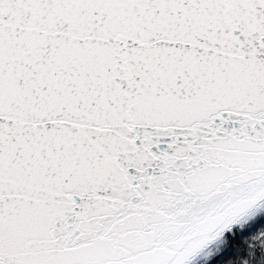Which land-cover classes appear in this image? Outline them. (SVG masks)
<instances>
[{
    "label": "snow or ice",
    "instance_id": "6c2138e0",
    "mask_svg": "<svg viewBox=\"0 0 264 264\" xmlns=\"http://www.w3.org/2000/svg\"><path fill=\"white\" fill-rule=\"evenodd\" d=\"M0 264H264V0H0Z\"/></svg>",
    "mask_w": 264,
    "mask_h": 264
}]
</instances>
